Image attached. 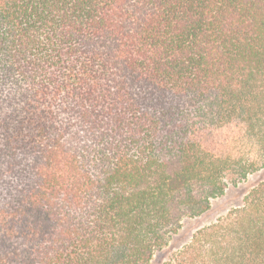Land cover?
<instances>
[{
	"label": "trees",
	"instance_id": "obj_1",
	"mask_svg": "<svg viewBox=\"0 0 264 264\" xmlns=\"http://www.w3.org/2000/svg\"><path fill=\"white\" fill-rule=\"evenodd\" d=\"M264 168V0H0V264H148ZM164 264H264V182Z\"/></svg>",
	"mask_w": 264,
	"mask_h": 264
},
{
	"label": "rangeland",
	"instance_id": "obj_2",
	"mask_svg": "<svg viewBox=\"0 0 264 264\" xmlns=\"http://www.w3.org/2000/svg\"><path fill=\"white\" fill-rule=\"evenodd\" d=\"M261 182H264V168L248 176L246 180L238 185H231L223 196L211 201V207L206 213L197 217L185 218L178 232L170 239L169 244L158 251L148 264H164L167 262L176 251L191 240L197 230L211 225L220 217L225 216L232 208L242 204L247 192Z\"/></svg>",
	"mask_w": 264,
	"mask_h": 264
}]
</instances>
